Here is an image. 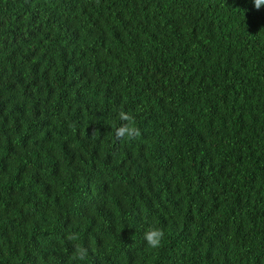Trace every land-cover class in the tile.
I'll list each match as a JSON object with an SVG mask.
<instances>
[{
    "label": "trees",
    "instance_id": "16d2710c",
    "mask_svg": "<svg viewBox=\"0 0 264 264\" xmlns=\"http://www.w3.org/2000/svg\"><path fill=\"white\" fill-rule=\"evenodd\" d=\"M0 264H264V6L0 0Z\"/></svg>",
    "mask_w": 264,
    "mask_h": 264
},
{
    "label": "clouds",
    "instance_id": "9594fccd",
    "mask_svg": "<svg viewBox=\"0 0 264 264\" xmlns=\"http://www.w3.org/2000/svg\"><path fill=\"white\" fill-rule=\"evenodd\" d=\"M254 6L257 9H260L264 6V0H253ZM118 119L127 120L129 123L127 125L119 126L115 128V136L120 139L131 140L140 135V130L136 126L133 118L127 113L121 111ZM165 239V233L162 229L156 226H149L144 231V240L147 243L149 249H158L161 247ZM77 255L80 259H83L85 256V250L83 248L78 249Z\"/></svg>",
    "mask_w": 264,
    "mask_h": 264
}]
</instances>
